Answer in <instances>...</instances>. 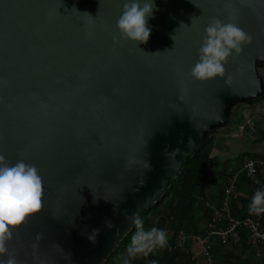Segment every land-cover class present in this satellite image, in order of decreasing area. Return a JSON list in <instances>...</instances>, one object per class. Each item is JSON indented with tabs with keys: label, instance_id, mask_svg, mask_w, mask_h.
<instances>
[{
	"label": "water",
	"instance_id": "obj_1",
	"mask_svg": "<svg viewBox=\"0 0 264 264\" xmlns=\"http://www.w3.org/2000/svg\"><path fill=\"white\" fill-rule=\"evenodd\" d=\"M125 2L0 0V155L44 187L0 261L101 264L233 107L264 99V0H154L146 44L120 36ZM217 17L253 40L198 81Z\"/></svg>",
	"mask_w": 264,
	"mask_h": 264
},
{
	"label": "trees",
	"instance_id": "obj_2",
	"mask_svg": "<svg viewBox=\"0 0 264 264\" xmlns=\"http://www.w3.org/2000/svg\"><path fill=\"white\" fill-rule=\"evenodd\" d=\"M235 106L237 108L239 105ZM235 106L231 114L235 113L233 112ZM254 113L256 109L248 116ZM230 125L229 122L219 130L227 129ZM244 129L252 138V147H264V134L251 132L249 127ZM217 132L218 130L209 134L206 142L188 159L166 192L140 217L145 230L156 227L166 232L167 246L155 249L148 256H130L128 248L137 231L134 225L101 264H198V259L193 255L194 245H198L195 238L204 239L211 231L209 225L214 224L215 219L209 205L215 207L220 205L229 185V178L232 176L230 174L236 172L224 168L225 161L219 162L212 157L213 150L217 148ZM256 157L263 156L245 151L239 154L236 161L242 165L246 159ZM239 167L238 165L237 169ZM257 190L244 173H239L235 190L230 197L229 208L235 218L260 217L264 228V214L257 216L249 212V204ZM204 251L211 255L214 264H264V255L259 249L247 244L244 232L241 233L239 245L234 246L223 245L216 236H211L201 250L199 261L207 264Z\"/></svg>",
	"mask_w": 264,
	"mask_h": 264
},
{
	"label": "clouds",
	"instance_id": "obj_3",
	"mask_svg": "<svg viewBox=\"0 0 264 264\" xmlns=\"http://www.w3.org/2000/svg\"><path fill=\"white\" fill-rule=\"evenodd\" d=\"M154 8V0H126L117 20V27L124 42H148L151 31L147 22L148 17L153 15ZM205 33L203 43L198 48L199 58L190 72L198 81L223 77L225 65L230 58L238 57L244 51V46L250 45L253 40L234 18H230L229 22L218 17L212 18ZM172 38L175 40L174 36ZM157 53L160 52L148 54ZM43 195L42 177L34 165L26 164L23 160L13 165L6 162L5 156L0 155V254L8 253L6 242L13 239L14 230L23 225L29 216L41 210ZM249 212L257 216L264 214V190L254 193ZM105 223L111 227L110 222ZM133 223L137 231L128 248L130 256H148L155 249L167 246L168 240L164 230L156 227L145 230L143 222L136 214L133 216ZM98 234L99 229H93L89 240L94 243ZM0 264H16V261L10 255L7 261H0Z\"/></svg>",
	"mask_w": 264,
	"mask_h": 264
},
{
	"label": "built area",
	"instance_id": "obj_4",
	"mask_svg": "<svg viewBox=\"0 0 264 264\" xmlns=\"http://www.w3.org/2000/svg\"><path fill=\"white\" fill-rule=\"evenodd\" d=\"M239 173L245 176L253 183L258 190H264V158H248L243 163ZM233 174L229 178V185L224 192V199L218 207L209 205L214 213V224H210V232L206 238H197V241L205 246V243L216 236L219 243L223 245H239L241 241V233H246L247 244L251 247L259 249L264 255V228L261 224L260 217L235 218L230 213L229 201L235 190L238 174ZM207 264H214L211 255L206 251L204 253Z\"/></svg>",
	"mask_w": 264,
	"mask_h": 264
},
{
	"label": "crops",
	"instance_id": "obj_5",
	"mask_svg": "<svg viewBox=\"0 0 264 264\" xmlns=\"http://www.w3.org/2000/svg\"><path fill=\"white\" fill-rule=\"evenodd\" d=\"M262 74L264 76V71ZM255 109L256 113L248 116V114L253 110L255 111ZM234 110L233 112L235 113L231 114V125L227 129L218 130L216 133L218 139H224L223 147H219L216 143L217 150H213L212 157L219 162L225 161L226 163L231 161V159H237L239 154L245 151L252 152L256 156L264 157V147H252V138H250L244 131L245 127H249L251 132L264 134V121L262 120L264 119L263 102L242 104L237 106V108L235 107ZM239 166L240 167L236 169V172L230 175L239 173L243 164H239Z\"/></svg>",
	"mask_w": 264,
	"mask_h": 264
},
{
	"label": "rangeland",
	"instance_id": "obj_6",
	"mask_svg": "<svg viewBox=\"0 0 264 264\" xmlns=\"http://www.w3.org/2000/svg\"><path fill=\"white\" fill-rule=\"evenodd\" d=\"M258 70H259V74H260L261 78H264V76L262 74L263 71H264V67H259ZM258 102H263V104H264V99L260 100ZM263 113H264V111H263ZM262 120L264 121V119H262ZM216 140H217V145L219 147H223V140L224 139H222V138L218 139L216 137ZM238 165L239 164L237 163L236 159H231V161L226 163V165L223 166V167L226 168L228 171H230V170H236ZM197 238H200V237H196L195 238L196 239V243H198V245H197L198 247L194 245V254L193 255H194V257L196 259H198V264H203V263H199V261H201V250H203V246L197 241ZM195 247H197V248H195Z\"/></svg>",
	"mask_w": 264,
	"mask_h": 264
},
{
	"label": "flooded vegetation",
	"instance_id": "obj_7",
	"mask_svg": "<svg viewBox=\"0 0 264 264\" xmlns=\"http://www.w3.org/2000/svg\"><path fill=\"white\" fill-rule=\"evenodd\" d=\"M262 67V66H261ZM255 103H257V102H255Z\"/></svg>",
	"mask_w": 264,
	"mask_h": 264
},
{
	"label": "bare ground",
	"instance_id": "obj_8",
	"mask_svg": "<svg viewBox=\"0 0 264 264\" xmlns=\"http://www.w3.org/2000/svg\"><path fill=\"white\" fill-rule=\"evenodd\" d=\"M234 246V245H233ZM205 252V251H204Z\"/></svg>",
	"mask_w": 264,
	"mask_h": 264
}]
</instances>
